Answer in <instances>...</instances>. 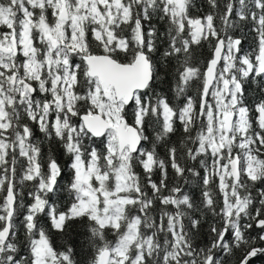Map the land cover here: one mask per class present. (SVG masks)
Returning a JSON list of instances; mask_svg holds the SVG:
<instances>
[{
	"label": "snow or ice",
	"instance_id": "snow-or-ice-1",
	"mask_svg": "<svg viewBox=\"0 0 264 264\" xmlns=\"http://www.w3.org/2000/svg\"><path fill=\"white\" fill-rule=\"evenodd\" d=\"M208 3L216 11L193 17L192 0H0V264H76L74 249L58 250L41 216L58 232L86 219L89 264H225L234 248L264 241V186L256 188L264 185V96L250 103L245 87L264 92V0H227L223 10ZM250 33L256 44L244 51ZM203 42L210 55L193 63L192 45ZM165 77L171 97L157 88ZM33 125L70 158L66 211L50 202L62 168L51 150L45 161ZM177 125L179 154L171 143ZM186 173L202 181V207L178 182L191 183ZM197 212L221 223L204 247L193 244ZM258 254L264 247H251L239 264Z\"/></svg>",
	"mask_w": 264,
	"mask_h": 264
},
{
	"label": "trees",
	"instance_id": "trees-1",
	"mask_svg": "<svg viewBox=\"0 0 264 264\" xmlns=\"http://www.w3.org/2000/svg\"><path fill=\"white\" fill-rule=\"evenodd\" d=\"M227 3V0H218V4L220 5L219 10H223L224 5ZM210 11H216L211 8L208 3V0H192V6L190 7V14L193 17H203ZM152 24L157 26L159 32L163 33L166 31V24L163 21H159L158 19H153L151 21ZM217 26L219 27V19L217 18ZM244 22H241L243 26ZM146 24V28H147ZM250 27V26H249ZM243 31L245 33L248 32V27H243ZM236 36L241 35V30L237 29L234 33ZM255 33L247 34L246 37L242 40V48L244 51H250L252 48L255 47ZM164 37H161L158 40V45L160 50L163 51V48L166 46L162 41ZM192 56H193V63H200L204 64L207 58L210 55V49L207 42H203V46L192 45L191 48ZM159 55V54H158ZM163 75V71H162ZM170 77H165L158 85V90L163 92H167L168 95L171 97L172 93L170 91ZM248 100L251 103L254 98L258 99L260 96H264V92L260 91L259 86L256 84L249 83L246 86ZM191 95H196V88L193 87L190 90ZM128 122L132 123V118H128ZM33 130L35 132V136L37 137L38 141L41 142L42 151L44 153L45 161L49 155V150H51V154L54 158L57 159L58 163L62 168V175L58 178V189L56 193L49 194L50 202L55 203L58 206L60 211H66L67 208L70 206L71 203V196L68 192V184L71 180V170L68 168V163L70 162V158L64 154L63 148L60 146L59 142L53 139L51 142L47 141L42 133L39 132L36 125H33ZM146 134L150 138H154V131L153 129L146 128ZM183 131L182 128L177 125V132L171 137V143L177 148L178 154L183 151L182 146L180 144V140L182 139ZM98 147H102L97 142ZM145 147L151 148L152 145L149 143L145 144ZM157 152L161 156V158H166L167 151L166 147L163 143L157 146ZM181 163L184 164L185 161L181 160ZM187 166H195L200 170L201 175H203V170L199 169L198 163L188 161ZM138 172L143 173L141 168H137ZM169 179L168 184L171 187L173 184L177 183V180L174 178V173L172 169L169 167ZM188 175L189 180L191 183L185 184L183 179H180L178 182L180 186L183 187L184 191L188 192V194L193 198V202L197 206H201L202 191H203V184L202 181L199 180L197 177H192L190 174ZM160 178L159 172H157L153 179L157 181ZM264 185H257L256 188L262 187ZM214 191V197L217 201L218 208L222 207V197L218 193V189L215 187V183L211 186ZM28 189L24 191V198L23 202L27 205L31 202L30 198L27 196ZM150 191V190H149ZM256 189H253L255 193ZM3 194H0V200H2ZM26 209H21L19 215L17 216V232H18V240L20 241L19 247L21 249V254L25 257L28 255L27 250L24 248V242L26 240L25 236V229L23 227V215ZM196 217L200 219L201 223L199 225V231L196 232L194 230L193 234V244L197 247H204L210 245L211 240L214 238V234L210 231L211 227L215 224L217 227L221 226L218 217H214L211 212H206V214L201 215V213L197 212ZM41 226L44 227L45 231L49 234V238L54 244V246L58 250L66 249L67 247L71 246L74 249V259L76 260V264H89V261L93 258L94 252L89 243L88 237L90 233L88 231V222L87 220H76L71 221L66 226L63 232H58L51 227V222L46 216L40 217ZM259 229L255 228L253 224V228L249 229L248 232L250 235H256L259 232ZM109 239H113V237L109 234ZM230 238V235H229ZM251 247H264V241L257 242L256 244L251 245H242L240 249H233V255L230 257H225L224 261L225 264H239L240 259L243 255L251 249ZM221 255L220 252H217V256ZM249 264H264V254H259L255 259L249 262Z\"/></svg>",
	"mask_w": 264,
	"mask_h": 264
},
{
	"label": "water",
	"instance_id": "water-1",
	"mask_svg": "<svg viewBox=\"0 0 264 264\" xmlns=\"http://www.w3.org/2000/svg\"><path fill=\"white\" fill-rule=\"evenodd\" d=\"M258 255H259V254H258ZM258 255H257V256H258ZM257 256H256V257H257ZM256 257H253L250 261H252V260L255 259ZM250 261H249V262H250Z\"/></svg>",
	"mask_w": 264,
	"mask_h": 264
}]
</instances>
